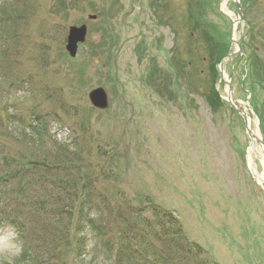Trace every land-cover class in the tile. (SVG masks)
<instances>
[{"label": "rangeland", "instance_id": "obj_1", "mask_svg": "<svg viewBox=\"0 0 264 264\" xmlns=\"http://www.w3.org/2000/svg\"><path fill=\"white\" fill-rule=\"evenodd\" d=\"M241 1L247 24H235L233 0H0V132L4 121L35 120L60 144L79 134L83 162L69 193L85 186L96 196L83 201V218H97L103 194L108 202L121 194L120 208L136 220L151 204L170 214L177 242L191 244L187 264H264V191L255 180L263 168L258 155L255 172L248 168L250 140L217 65L237 50L232 38H244L243 53L223 62L224 80L264 141V0ZM81 26L85 41L71 57L68 30ZM96 88L107 95L104 111L89 101ZM80 173L91 174L87 183ZM89 235L84 253H65L64 264L114 263L104 244L113 229ZM20 250L0 232V264Z\"/></svg>", "mask_w": 264, "mask_h": 264}, {"label": "trees", "instance_id": "obj_2", "mask_svg": "<svg viewBox=\"0 0 264 264\" xmlns=\"http://www.w3.org/2000/svg\"><path fill=\"white\" fill-rule=\"evenodd\" d=\"M204 37L210 38L207 32ZM207 50L213 51L210 46ZM220 55L216 54L214 61ZM252 60L258 62L257 57ZM257 65L259 71L263 69L260 63ZM4 123L7 133L0 132V231H10L21 245L20 255L12 264H64L65 253L72 251L79 257L89 234L106 236L107 228L114 232L104 243L114 251L113 264H187L191 244L183 237L182 243L177 242V230H172L177 227L166 225L172 217L154 204L149 214H139L136 220L132 211L128 214L120 208L121 194L111 195V202L103 194L95 212L97 218L90 212L83 218V201L84 205L91 204L96 196L88 188L84 194L85 186L69 193L83 162L77 138L70 153L51 139L46 122L35 121L23 128L14 127L11 120ZM12 127L14 131L9 132ZM90 176L80 173L81 183H87ZM102 221L103 233L96 226ZM77 243L80 247L70 249Z\"/></svg>", "mask_w": 264, "mask_h": 264}, {"label": "water", "instance_id": "obj_3", "mask_svg": "<svg viewBox=\"0 0 264 264\" xmlns=\"http://www.w3.org/2000/svg\"><path fill=\"white\" fill-rule=\"evenodd\" d=\"M236 3V7H237V12H238V16H239V20L242 21L243 17H242V12H241V7L239 4V0H235ZM85 28H80V29H76V28H71L69 31V35H68V40H67V46L66 49L69 52L70 56H74L75 52H76V47H77V43L82 42L84 40L85 37ZM236 54H232L231 57L235 56ZM222 62L223 60L220 62V66L222 67ZM89 98L91 103L100 109H103L106 107L107 105V101H106V94L102 89H98L93 91L92 93L89 94ZM229 100H231V95L229 94L228 97ZM232 108L235 109V106L231 105ZM238 113H240L244 119V121H246V114L242 111H237ZM247 133L249 135H251V132L247 129ZM257 143L260 145H264L263 142L260 139H257Z\"/></svg>", "mask_w": 264, "mask_h": 264}, {"label": "bare ground", "instance_id": "obj_4", "mask_svg": "<svg viewBox=\"0 0 264 264\" xmlns=\"http://www.w3.org/2000/svg\"><path fill=\"white\" fill-rule=\"evenodd\" d=\"M248 126L250 130L251 128V120L247 119ZM257 138H259L258 134L253 132L252 130V138L250 141V145L247 148V161L249 164V167L252 169L253 172H255V163L254 158L258 155L260 157V164L263 168V173L260 175H256V180L259 183V185L264 187V147L260 146L256 143Z\"/></svg>", "mask_w": 264, "mask_h": 264}]
</instances>
